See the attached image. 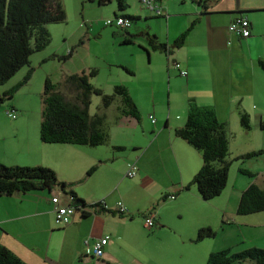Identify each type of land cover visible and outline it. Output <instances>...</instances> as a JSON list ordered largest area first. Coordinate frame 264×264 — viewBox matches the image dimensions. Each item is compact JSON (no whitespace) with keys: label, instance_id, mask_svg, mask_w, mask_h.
I'll use <instances>...</instances> for the list:
<instances>
[{"label":"crops","instance_id":"obj_1","mask_svg":"<svg viewBox=\"0 0 264 264\" xmlns=\"http://www.w3.org/2000/svg\"><path fill=\"white\" fill-rule=\"evenodd\" d=\"M166 1L157 0L165 16H157L145 10L142 15L132 14L134 15L132 17H134L133 20L141 19L142 16L144 19L154 18L153 28H149L143 34L155 36L158 43L165 44L168 48H171L176 39L190 28L183 44L178 48H172L169 54L153 50L162 57L167 81L170 80L172 71H175L177 82L181 81L182 87L184 85L185 93L181 96L184 116L183 118L177 116L178 120H184L182 124L181 122L170 124L168 117L162 131L160 129L154 133L150 130V134H153L152 144L157 145L156 150L159 154L155 162L165 163L167 171L163 183L158 184L149 176L144 178L145 175L142 176V171L140 167L138 168L141 175L136 182L131 181V184L142 189L141 193H137V196L141 198L146 195L150 197L162 191L177 192L178 196V193L182 191L181 188L186 186L200 169L201 157L199 161L191 151L180 153L172 146L178 144L174 132L183 127L190 103L212 108L217 119L224 123L226 129L232 114L237 113L238 117L240 114L249 116V128L254 120H257V125H260L264 116V72L258 66L259 60L264 61V0H201V2L200 0H174L175 5H169ZM125 11L122 15L130 17L125 15ZM238 17H244L250 23L248 38L236 37L227 30L228 25ZM174 63L179 65L178 69L174 67ZM179 70L185 71L186 76H180ZM26 71L27 69L25 73ZM22 78H18L16 84ZM126 89L134 104L137 105L131 89L129 87ZM12 106L14 111L26 115L19 120L13 130V137H18L17 133L21 130L24 140L6 141L8 138L5 134L6 123L0 118V164L50 168L55 172L58 181L68 185L65 191L73 190L87 206L104 201L110 212L86 207L85 214L75 212L69 224L60 227L56 225L55 206L51 202L52 198L58 197L55 188H58L57 192L60 193L58 197L60 205L71 203L70 196L62 191L60 186L47 189V196L50 197L46 205L47 211H44L43 204H39L34 197L30 201L27 196L32 191L25 194L15 193L11 196L2 195L0 196V245L10 250L25 264H97L100 261L121 264L117 249L120 247V242L124 243V239H122L123 235L122 238L119 236V233L126 223L129 224V221L121 218L115 210L119 203L118 198L125 200L122 205L127 208L129 203L126 201L125 193L119 195V190L122 188L120 186L115 188L118 185L119 175L115 177L114 168L108 171L101 169L106 167L109 160L113 161L115 155L102 150L101 146L81 148L82 146L77 145L43 144L39 140L40 117L19 106ZM137 110L139 112L138 106ZM150 123L155 128L159 124L155 119L154 123L151 120ZM133 127L136 128V125L133 124ZM166 129L168 131L165 132ZM147 136L150 139V135ZM165 141H171L172 149L171 156L167 160L160 156L161 151L165 149L163 147ZM128 146L136 150L140 147L132 142ZM138 159L139 156L125 164L120 176L122 182L119 185L128 179L125 175L130 165H134L137 171ZM93 167H96L95 170L88 175V171ZM251 182L254 180L246 184L242 183L245 186L232 191V195L229 196H232L234 201H238L242 191ZM151 183H154V186ZM224 191L219 198L224 195ZM114 193L115 197L112 198ZM40 206L43 207L40 208ZM126 213L128 214L127 210ZM46 214H49L56 228L49 226L41 219ZM135 214L143 217L154 215L157 219L153 209L148 212L137 210ZM257 216L259 217H249L240 222L245 230H249V227L252 229L249 230L250 233L248 231L242 233L239 239L242 240L244 236L250 238L242 242L245 243L244 246L241 242L238 243L239 239L235 241L238 244L232 246L233 252L250 247L264 249V212L258 213ZM50 219L47 220L50 221ZM157 222L161 225L159 224L157 233H154L156 236L165 227L161 217H158ZM167 229L166 227L165 230ZM103 237H108V242L103 248L100 260H97L92 255L93 245L96 240ZM235 239L232 237V242ZM149 260L151 259L148 258V262L152 261Z\"/></svg>","mask_w":264,"mask_h":264},{"label":"rangeland","instance_id":"obj_2","mask_svg":"<svg viewBox=\"0 0 264 264\" xmlns=\"http://www.w3.org/2000/svg\"><path fill=\"white\" fill-rule=\"evenodd\" d=\"M139 1H128L126 16L132 17L134 16L132 14L145 13L146 9L140 5ZM60 2L66 14L65 22L45 25L50 34V42L44 50L30 57L29 67L33 69L31 79L14 93L12 99L6 100L0 106V118L4 120L7 127L6 141L24 140L21 130L17 133L18 137H13V130L19 120L26 115L15 111L18 117L10 119L6 111H10L13 108L12 105L19 106L31 114H37L41 119V96L46 78L58 84L61 91L65 87L67 76L96 70V75L89 79L92 86L100 89L106 96L113 95L114 86L129 87L135 95L136 107L138 106L140 112L139 121L131 117L123 119L120 118L121 100L118 96H113L107 108L103 107L102 96L92 95L90 98L88 114L104 117L103 127L109 134L108 143L106 146H101V149L108 151L110 155L112 153L115 155V159L109 160L106 167L101 169L108 171L114 168L115 177L119 175L118 185L115 188L119 186L122 188L119 190V195L125 193L126 201L129 203L128 208L124 206L128 214L121 215V218L129 221V224L126 223L119 233V236L122 238L123 235L122 239H124V243L120 242V247L117 249L119 262L121 264H178V262L206 264L211 252L231 249L232 246L247 241L250 237L244 236L242 240L239 238L242 233L247 231L250 233L249 230L252 228L245 230L240 222L249 217L259 216L258 214L237 215L236 208L239 199L234 201L229 195H232V191L245 186L242 185L244 182L246 184L254 180L258 186L263 187L264 185V154L257 158L235 160L238 156L264 150V131L257 125V120L251 122V128L245 129L240 125L237 113L230 117L226 129L228 139L226 160L231 164L225 191L222 190L224 195L221 198L219 195L215 199L204 201L200 198L195 186H191L189 190L183 189L178 196H169L164 200L162 197L166 191L160 193L157 191V194L150 197L137 196L142 189L133 186L131 181L136 182L140 177L139 167L142 176L145 175L144 178L149 176L158 184L165 180L167 169L165 163L155 162L159 154L156 150L157 145L152 144L153 134H150V130L154 133L160 129L162 131L168 117L170 124L183 123L184 119L178 120L177 116H182V118L184 116V108L181 107V96L185 93L184 85L182 87L181 81L177 82L175 71H172L170 80L167 81L162 57L149 47L147 38L143 34L149 28H153L154 18L144 19L142 16L141 19L133 20L128 29L122 30L114 25H104L106 20H114L115 14H121L115 2L105 6H98L86 0H60ZM166 2L169 5H175L174 0ZM169 7L172 9L171 6ZM124 38H128L131 43L123 44ZM70 51H72L71 55L68 56ZM25 69L28 68H22L6 84L0 86V94L16 85L17 79L24 76ZM71 91L69 92L72 93ZM149 116H152L157 124L159 123L157 128L150 123ZM262 120L264 122V116ZM132 123L136 125V128ZM147 135H150V139ZM130 142L137 147L140 146L138 150L129 147ZM176 143L178 144L172 145L175 150L177 149L180 153L191 151L192 155L200 161L201 156L197 150L179 138H176ZM170 145L171 141H165L163 144L165 149L161 151L160 156L164 160L171 156ZM137 156L139 159L136 176L126 179L119 185L122 182L120 176L125 164L132 162ZM239 169L248 170L256 174V177L248 178L242 175ZM151 184L154 186V183ZM55 189L59 197L58 188ZM47 195V189L35 190L27 197L30 201L34 197L39 204H43L44 207L40 206V208L43 207L44 211H47L46 205L50 201ZM227 195L229 197L225 198ZM111 197L114 198L115 193ZM117 202L123 204L125 200L118 198ZM150 209H153L157 215L153 229L144 227L146 216L135 214L137 210L148 212ZM158 217H161L165 227L156 236L154 233H157L160 224H158L159 221L157 222ZM41 219L49 226L55 227L49 214L42 216ZM56 225L64 227L57 223ZM166 227L167 230H165ZM203 227H209L215 233V237L196 242L197 231ZM232 237L236 238L234 242L231 240ZM238 239L240 241L235 242ZM244 245L245 243H242V246ZM148 258L152 261L148 262Z\"/></svg>","mask_w":264,"mask_h":264},{"label":"trees","instance_id":"obj_3","mask_svg":"<svg viewBox=\"0 0 264 264\" xmlns=\"http://www.w3.org/2000/svg\"><path fill=\"white\" fill-rule=\"evenodd\" d=\"M86 1L96 3L98 6L115 2L117 10L121 14H115L114 19L119 17L134 19V17L122 15V12L129 6V0ZM155 3L158 5L157 0ZM65 19L66 14L60 0H0V86L6 84L22 68H28L21 81L0 94V106L6 100L12 99L14 93L31 79L33 69L29 67L30 57L34 53L44 50L50 42V34L45 25L64 23ZM189 30L190 28L181 34L171 48L158 43L155 36L147 33L145 36L152 50L169 54L172 48H178L183 44ZM122 43L130 44L131 41L126 38ZM71 52L68 53V56L71 55ZM258 66L264 72L263 60L258 61ZM95 75L96 70L69 75L65 78V87L61 91L58 84L52 83L48 78L45 79L41 96L42 108L39 128V138L43 144L87 147L106 145L109 134L103 127L104 117L88 114L92 95L102 96L104 108L110 106L113 96H118L121 100L120 118L131 117L139 121V112L127 89L122 85H117L113 88L112 96L103 95L100 89L95 88L89 82V79ZM239 122L243 128L249 129L247 115L240 114ZM259 127L264 131V122H261ZM174 134L197 150L202 160L200 169L181 190L195 186L200 198L204 201L219 196L227 184L228 170L231 164L226 160L228 139L224 123L217 119L212 108L190 103L185 124L176 129ZM263 154L264 150H259L238 156L235 160L257 158ZM95 168H91L87 174H91ZM239 172L248 178L256 177V174L245 169H239ZM54 186H60L62 191L70 196V205L75 208L76 212L85 214L86 207L110 212L109 209L100 207L97 202L87 206L73 190L65 191L64 189L68 185L58 181L55 172L50 168L0 164V196H11L15 193L25 194L35 190L51 189ZM171 193H165L162 199L177 195V192ZM115 212L119 216L125 215L119 214L117 210ZM262 212H264V185L260 187L251 182L240 195L236 214L247 216ZM213 237H215V233L209 227H203L198 229L195 240L199 242ZM244 262L264 264V249L250 247L233 252L228 248L211 252L206 260V264H240ZM0 264L25 263L10 250L0 245ZM97 264L110 263L100 261Z\"/></svg>","mask_w":264,"mask_h":264},{"label":"built area","instance_id":"obj_4","mask_svg":"<svg viewBox=\"0 0 264 264\" xmlns=\"http://www.w3.org/2000/svg\"><path fill=\"white\" fill-rule=\"evenodd\" d=\"M140 5L144 7L146 10L153 12L157 16H165V12L155 3V0H140ZM104 25H114L122 30L128 29L131 25V20L128 18H115L114 20H106ZM228 32L236 37L240 38H248L250 36V23L244 17H238L234 19L227 28ZM174 67L176 69L179 68L177 63H174ZM180 76H186L185 71L179 70ZM6 114L12 119L16 118V112L11 109L10 111H6ZM152 123H154V118L152 116L149 117ZM136 174V167L134 165H130L126 172L127 178H133ZM52 204L55 206L54 215L55 222L62 226L69 224L72 215L76 212L75 208L70 204L60 205L58 197L52 198ZM100 207L107 209V206L104 201H99ZM116 210L119 214H125L126 209L122 205V203H117ZM154 216H147L144 221V226L147 229H152L154 227ZM108 242V237H103L99 240H96L93 245L92 255L95 259L101 258L103 254V248Z\"/></svg>","mask_w":264,"mask_h":264},{"label":"water","instance_id":"obj_5","mask_svg":"<svg viewBox=\"0 0 264 264\" xmlns=\"http://www.w3.org/2000/svg\"><path fill=\"white\" fill-rule=\"evenodd\" d=\"M201 2V1H200Z\"/></svg>","mask_w":264,"mask_h":264}]
</instances>
